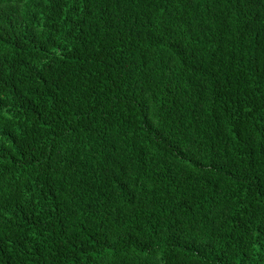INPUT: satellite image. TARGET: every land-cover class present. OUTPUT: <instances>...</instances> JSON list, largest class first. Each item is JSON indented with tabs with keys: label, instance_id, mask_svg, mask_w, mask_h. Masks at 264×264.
I'll return each mask as SVG.
<instances>
[{
	"label": "trees",
	"instance_id": "obj_1",
	"mask_svg": "<svg viewBox=\"0 0 264 264\" xmlns=\"http://www.w3.org/2000/svg\"><path fill=\"white\" fill-rule=\"evenodd\" d=\"M0 264H264V0H0Z\"/></svg>",
	"mask_w": 264,
	"mask_h": 264
}]
</instances>
